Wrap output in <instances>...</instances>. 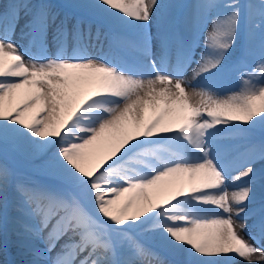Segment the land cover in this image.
Returning a JSON list of instances; mask_svg holds the SVG:
<instances>
[{
    "label": "snow or ice",
    "instance_id": "1",
    "mask_svg": "<svg viewBox=\"0 0 264 264\" xmlns=\"http://www.w3.org/2000/svg\"><path fill=\"white\" fill-rule=\"evenodd\" d=\"M68 7L0 12V231L20 264H264V0Z\"/></svg>",
    "mask_w": 264,
    "mask_h": 264
},
{
    "label": "rangeland",
    "instance_id": "2",
    "mask_svg": "<svg viewBox=\"0 0 264 264\" xmlns=\"http://www.w3.org/2000/svg\"><path fill=\"white\" fill-rule=\"evenodd\" d=\"M9 2H10V0H0V12H2L3 9L9 5ZM34 2H35V0H34ZM51 2L60 6L62 12L78 13L79 14V10L68 7V5H71L73 3L78 2V0H51ZM179 2H181V3H192L193 0H179ZM245 2H246V0H245ZM22 24H23V20H21V25ZM13 38L17 41V43H19L21 45V50L23 51L25 49V47L27 46L28 42L21 38L19 27H17L16 34ZM242 44H243V37L241 36L239 38V41H238V48ZM95 51H97V55L102 54L99 49H97V50L94 49L93 52H95ZM106 51H107V49L104 48V52H106ZM248 64H249V67H254V62L249 61ZM239 87H240V80H239L238 75H236V74H233L232 76H230L228 78V80L225 81L224 84L222 85V88L225 90V92L227 94H230L231 90L238 89ZM262 136H264V131L257 128V130L255 132V138L259 139ZM0 160H3L2 156H0ZM8 163L15 164L20 169H22L23 171L27 172L29 175H32L33 177H35L37 179L42 178V175L38 170L33 169L25 161H23L19 157L14 156L12 153L8 154ZM15 239H16L15 236H13L6 229L3 231H0V252H1L0 264H9V262L7 261V257L5 255L7 252V249L13 255L12 256L13 264H20L22 257L17 254V250L15 247ZM3 248H6V249H3Z\"/></svg>",
    "mask_w": 264,
    "mask_h": 264
},
{
    "label": "bare ground",
    "instance_id": "3",
    "mask_svg": "<svg viewBox=\"0 0 264 264\" xmlns=\"http://www.w3.org/2000/svg\"><path fill=\"white\" fill-rule=\"evenodd\" d=\"M26 60H28L26 57H25Z\"/></svg>",
    "mask_w": 264,
    "mask_h": 264
}]
</instances>
